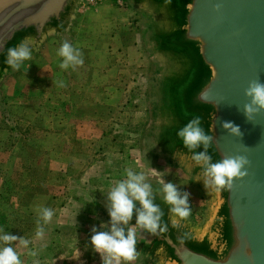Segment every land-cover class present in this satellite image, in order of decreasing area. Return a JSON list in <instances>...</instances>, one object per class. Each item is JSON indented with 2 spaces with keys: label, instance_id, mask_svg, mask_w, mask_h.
<instances>
[{
  "label": "rangeland",
  "instance_id": "374dc122",
  "mask_svg": "<svg viewBox=\"0 0 264 264\" xmlns=\"http://www.w3.org/2000/svg\"><path fill=\"white\" fill-rule=\"evenodd\" d=\"M87 6L96 10L86 15ZM117 10L114 0L80 7L70 43L82 65L61 70V43L52 38L1 83L0 229L29 241L27 248L15 245L22 264L89 263L90 230L98 229L107 213L105 193L126 168L144 172L153 188L159 178L174 184L188 193L191 219L203 214L200 188L171 164L149 158L144 141L157 82L146 28L138 15ZM86 20L94 25L83 26ZM41 208L53 211L47 224H38ZM40 226L44 233L37 237Z\"/></svg>",
  "mask_w": 264,
  "mask_h": 264
},
{
  "label": "water",
  "instance_id": "95a60500",
  "mask_svg": "<svg viewBox=\"0 0 264 264\" xmlns=\"http://www.w3.org/2000/svg\"><path fill=\"white\" fill-rule=\"evenodd\" d=\"M87 1L0 0V86L15 72L5 62L9 48L26 42L38 52L52 38L70 42ZM125 1L146 28L155 70L152 135L170 164L200 188L205 202L199 221L180 220L156 188L154 203L167 231L155 236L138 230L137 258L151 264H264V109L251 119L243 110L250 101L244 95L249 82L264 83V0ZM193 116L212 136L206 153L212 162L235 155L248 160L246 175L234 179L229 191L205 188L202 167L176 135ZM222 122L238 126L240 134ZM108 221L102 216L98 231ZM129 224H135V211ZM87 264H102L100 255L92 251Z\"/></svg>",
  "mask_w": 264,
  "mask_h": 264
},
{
  "label": "clouds",
  "instance_id": "9594fccd",
  "mask_svg": "<svg viewBox=\"0 0 264 264\" xmlns=\"http://www.w3.org/2000/svg\"><path fill=\"white\" fill-rule=\"evenodd\" d=\"M57 56L61 58L58 65L61 70L75 69L84 62L80 50L67 41L58 48ZM31 57V45L22 42L17 47L8 49L5 62L13 70H19L25 61L31 60ZM58 86L63 87V81H58ZM244 95L250 98L249 103L243 106L244 114L251 119L254 113L264 109V83L250 81ZM222 127L235 135L240 134L239 127L231 122H222ZM176 135L183 146L193 153L191 159L202 167L205 188L229 191L234 179L246 175L245 166L248 160L243 155L229 156L212 162L211 156L206 154L212 136L206 134L201 127L199 116H193ZM201 145L205 151L195 152L194 149ZM157 183L160 187L156 192L161 194L163 202L170 206L169 210L173 216L180 220L186 219L191 212L188 193H181L174 184L165 183L160 178ZM105 194L109 221L107 225L102 223L99 231L95 226L90 230L89 244L92 251L100 255L102 264H131L138 256L136 248L138 230L143 229L155 236L166 232L167 225L162 221L164 214L160 206L154 203L153 186L142 171L126 168L125 178L112 184ZM134 211L135 224L130 225ZM52 217L51 209L41 208L38 224L40 221L47 224ZM172 224L176 227L177 221L174 219ZM43 233V227H38L36 236L42 237ZM17 243L24 248L29 245L28 240L0 229V264H22L20 254L15 248ZM29 255L36 256V252L30 250Z\"/></svg>",
  "mask_w": 264,
  "mask_h": 264
},
{
  "label": "flooded vegetation",
  "instance_id": "af4514ba",
  "mask_svg": "<svg viewBox=\"0 0 264 264\" xmlns=\"http://www.w3.org/2000/svg\"><path fill=\"white\" fill-rule=\"evenodd\" d=\"M155 89H156V87L154 88V90ZM154 98L156 99L155 95H154ZM144 143H145L146 150H148L149 158H152L150 160H156L159 165H161V164H165V165L166 164H169L170 165V162H169V158H168L167 153L164 152L162 149H160L157 146L156 140H155L154 136L152 135V130H150V132L145 137ZM153 189L155 191L156 188H153ZM154 193H156V192H154ZM157 194L158 195H161L159 193H157ZM103 216L104 217H108V214L107 213H104ZM136 260H138V259H136ZM136 260L132 261L131 264L136 263Z\"/></svg>",
  "mask_w": 264,
  "mask_h": 264
},
{
  "label": "crops",
  "instance_id": "0c3cea01",
  "mask_svg": "<svg viewBox=\"0 0 264 264\" xmlns=\"http://www.w3.org/2000/svg\"><path fill=\"white\" fill-rule=\"evenodd\" d=\"M123 1H125V0H114V2H115V6L117 7V8H119V9H121V10H117V11H119V12H123V13H125L126 15H138L139 16V18L141 19V17H140V15L133 9V7L130 5V4H127L128 6H129V8H128V6H124V8L122 7L123 6ZM90 2V1H89ZM126 2V1H125ZM87 7H89V8H87V9H84V10H86V15H88V14H90V13H93V10H96V8H92V6H87ZM123 9V10H122ZM132 9V10H131ZM89 23H91V24H89ZM78 25V24H77ZM86 25H90V26H93L94 25V23L92 22V21H88L87 22V20L86 21H84V25L83 26H86ZM74 27H75V25L73 26V30L72 31H74ZM78 31H80V30H78ZM86 31V30H85ZM72 35H73V37H76V36H78L77 34H73L72 33ZM58 41V40H57ZM59 43H63V42H60V41H58ZM70 43V42H69ZM71 44V43H70ZM57 77H58V73L56 72V68L54 69V71H53V75H52V78H54V80L55 79H57ZM92 86L93 85H90V91L88 92V94L87 95H89V94H91V92H92ZM106 86H104V88H105ZM106 89V88H105ZM105 89H103V91H102V93H104L105 95H107V96H109V93H108V91H106ZM54 91L57 93V91L58 92H60V90H58V87L57 86H54ZM54 92V93H55ZM55 93V94H56ZM87 93V92H86ZM86 95V96H87ZM88 97H91V96H88ZM140 264H142V263H140ZM143 264H151V263H148V262H145V263H143Z\"/></svg>",
  "mask_w": 264,
  "mask_h": 264
},
{
  "label": "trees",
  "instance_id": "16d2710c",
  "mask_svg": "<svg viewBox=\"0 0 264 264\" xmlns=\"http://www.w3.org/2000/svg\"><path fill=\"white\" fill-rule=\"evenodd\" d=\"M128 4V2H126Z\"/></svg>",
  "mask_w": 264,
  "mask_h": 264
}]
</instances>
